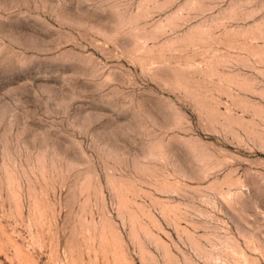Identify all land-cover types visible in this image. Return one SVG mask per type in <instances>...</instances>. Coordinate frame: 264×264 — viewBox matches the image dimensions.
<instances>
[{
    "label": "rangeland",
    "instance_id": "rangeland-1",
    "mask_svg": "<svg viewBox=\"0 0 264 264\" xmlns=\"http://www.w3.org/2000/svg\"><path fill=\"white\" fill-rule=\"evenodd\" d=\"M0 264H264V0H0Z\"/></svg>",
    "mask_w": 264,
    "mask_h": 264
}]
</instances>
